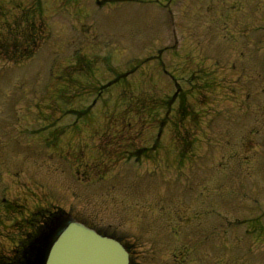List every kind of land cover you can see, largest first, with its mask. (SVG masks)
<instances>
[{
    "label": "rangeland",
    "instance_id": "obj_1",
    "mask_svg": "<svg viewBox=\"0 0 264 264\" xmlns=\"http://www.w3.org/2000/svg\"><path fill=\"white\" fill-rule=\"evenodd\" d=\"M56 208L264 264V0H0V257Z\"/></svg>",
    "mask_w": 264,
    "mask_h": 264
},
{
    "label": "water",
    "instance_id": "obj_2",
    "mask_svg": "<svg viewBox=\"0 0 264 264\" xmlns=\"http://www.w3.org/2000/svg\"><path fill=\"white\" fill-rule=\"evenodd\" d=\"M34 244L32 264H128L119 243L71 218L54 221Z\"/></svg>",
    "mask_w": 264,
    "mask_h": 264
},
{
    "label": "flooded vegetation",
    "instance_id": "obj_3",
    "mask_svg": "<svg viewBox=\"0 0 264 264\" xmlns=\"http://www.w3.org/2000/svg\"><path fill=\"white\" fill-rule=\"evenodd\" d=\"M28 38H31V37L28 36ZM53 212H54V210L46 211L47 214L45 215V217H47V215L53 214ZM81 221L85 223V221H83V220H81ZM85 224H87L88 226L95 229L100 235L111 237V238L119 241L122 244V246L124 247V249L128 252V256L130 259V244L126 243L124 241V238H122L121 234H119L117 232L114 233L111 230L107 229V227H105L106 229H102V228H97V227L91 226L88 223H85ZM33 232H34V230L29 231L28 235H26L27 236L26 241L20 242L15 248L11 249L10 255L0 257V260L3 259L4 257H6V259H3L0 262L6 263V264H26L25 261H26L27 257L29 256V254L27 255L26 252L28 250L31 251V240H32L31 237L34 236ZM123 236H125V235L123 234ZM30 259H31V256L28 257V261H30Z\"/></svg>",
    "mask_w": 264,
    "mask_h": 264
},
{
    "label": "trees",
    "instance_id": "obj_4",
    "mask_svg": "<svg viewBox=\"0 0 264 264\" xmlns=\"http://www.w3.org/2000/svg\"><path fill=\"white\" fill-rule=\"evenodd\" d=\"M40 226H42V225L40 224L38 227H40Z\"/></svg>",
    "mask_w": 264,
    "mask_h": 264
}]
</instances>
